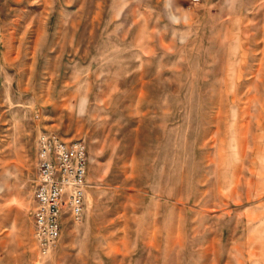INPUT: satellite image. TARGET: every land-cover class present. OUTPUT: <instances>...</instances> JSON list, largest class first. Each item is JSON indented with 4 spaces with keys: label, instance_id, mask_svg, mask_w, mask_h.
I'll use <instances>...</instances> for the list:
<instances>
[{
    "label": "rangeland",
    "instance_id": "rangeland-1",
    "mask_svg": "<svg viewBox=\"0 0 264 264\" xmlns=\"http://www.w3.org/2000/svg\"><path fill=\"white\" fill-rule=\"evenodd\" d=\"M43 131L86 187L40 258ZM0 264H264V0H0Z\"/></svg>",
    "mask_w": 264,
    "mask_h": 264
},
{
    "label": "built area",
    "instance_id": "built-area-1",
    "mask_svg": "<svg viewBox=\"0 0 264 264\" xmlns=\"http://www.w3.org/2000/svg\"><path fill=\"white\" fill-rule=\"evenodd\" d=\"M196 1V0H193ZM86 148L43 131L36 140V176L32 190V237L40 258L48 256L60 234L66 210L79 221L86 187Z\"/></svg>",
    "mask_w": 264,
    "mask_h": 264
}]
</instances>
